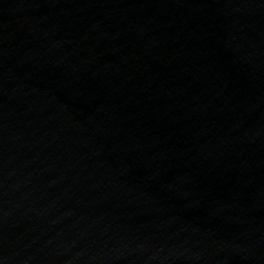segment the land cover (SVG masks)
<instances>
[{
    "label": "water",
    "instance_id": "1",
    "mask_svg": "<svg viewBox=\"0 0 264 264\" xmlns=\"http://www.w3.org/2000/svg\"><path fill=\"white\" fill-rule=\"evenodd\" d=\"M89 264H264V0H36Z\"/></svg>",
    "mask_w": 264,
    "mask_h": 264
}]
</instances>
